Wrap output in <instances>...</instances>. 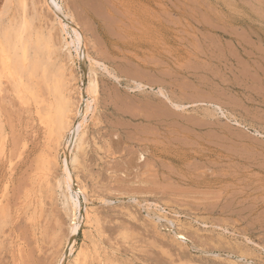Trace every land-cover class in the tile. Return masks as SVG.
<instances>
[{
	"label": "rangeland",
	"instance_id": "1",
	"mask_svg": "<svg viewBox=\"0 0 264 264\" xmlns=\"http://www.w3.org/2000/svg\"><path fill=\"white\" fill-rule=\"evenodd\" d=\"M149 1L137 5L142 19L128 11L130 28L115 20L105 30L84 0H55L61 11L23 1L54 39L77 109L58 147L33 104L1 89L0 264H71L84 249L86 264H264V0ZM6 5L0 0V15ZM115 39L133 49L109 45ZM133 81L145 88L131 92ZM160 90L182 108L163 105ZM70 199L80 205L73 218Z\"/></svg>",
	"mask_w": 264,
	"mask_h": 264
},
{
	"label": "bare ground",
	"instance_id": "2",
	"mask_svg": "<svg viewBox=\"0 0 264 264\" xmlns=\"http://www.w3.org/2000/svg\"><path fill=\"white\" fill-rule=\"evenodd\" d=\"M15 1L17 3V9H16V11H13L12 8L14 7ZM23 1L24 0H6V2H7L6 8L0 15V92H3L5 89H7V88H5L3 91L1 90L2 87H4L3 85L6 84L10 88V90L8 88L7 92L8 91H12V94L16 97V99L18 100V102L20 103L21 106L28 107L29 105L33 104L34 113L37 116L36 120H38L39 124L43 127L41 129H44L43 132L45 131L44 135L46 136V139H49V141H51V143L53 142V144H56L55 146L59 147L60 144H62L63 141H65V139L67 137V134L71 133V130H72V127H73V123H74V119H75V116H76V109L77 108L73 107L72 96L70 95V92H69V87H68V83L66 81V77H65V73L63 71V68L60 66V64H58V62H57L58 60L55 59V46L56 45L54 46V43H55V42L53 43L54 39L52 41V37H51V34L49 33V31L45 32L46 29L43 30V28L41 27L42 23H41V25H37V24L34 23V19L31 18L28 15L29 12L28 13L26 12V6H25ZM84 1H85V5L84 6H86L88 11H89L86 14H88V15L90 14V15H92V17L97 18L98 21L100 22L99 24H101L100 27L105 30V29H107L108 26H112L113 23H115V20H117L116 23L117 22L119 23L118 25H124V26L127 25L128 27H126V28H130L129 27L130 26L129 23L131 24V18H130L131 16H129L128 11H131L133 9V12H134L133 15L136 18H138V20L142 19V16H141L140 13L142 11H144V10L139 11L137 5L138 4L140 5V3H139L140 1H145V0H95L96 1L95 5H92V4L88 3V0H84ZM97 2H99V3H97ZM147 3H148V1H147ZM42 4L46 5L48 7V9L49 8L53 9L52 5H55V9H58V10L61 11L60 5L57 4L55 2V0H42ZM150 5H151V3H150ZM86 7L84 8V10L86 9ZM140 7H143V4H142V6L140 5ZM146 8H147V6H146ZM150 10H151V8H150ZM102 11H104V13ZM144 13H147V11L144 12ZM146 16H148V15H146ZM70 20L73 21L72 17H70ZM101 20H102V22H101ZM133 20H135V19H133ZM141 21L143 22V20H141ZM152 22L154 23L155 21H152ZM59 24H60V22H59ZM157 24H159V22ZM162 24H165V23H162ZM60 25H62V28H63L62 30H64V28L67 27L63 23H61ZM74 25H73V27L72 26L71 27H72V30H73L74 35L76 37V41L78 42V44L81 45V49L83 48V50L86 51L85 50L86 49V43L84 41L83 34L79 31V29L76 27V25L75 26ZM106 25H108V26L106 27ZM133 26H136V25H133ZM143 26H146V25L144 24ZM121 28H123V27H121ZM138 29H140V28H138ZM142 29L143 28H141V30ZM152 30H153V28H152ZM122 32L125 33L127 36H130V33H129L130 30H126L124 28V30L122 29L121 33ZM148 33H150V31H148ZM113 34H114V32L112 33V35ZM133 34H135V33H133ZM150 34H152V33H150ZM163 36H164V34H163ZM141 37L144 38V36H141ZM165 37H166V35L164 36V39H165ZM115 38H116V36H115ZM143 38H142V40H143ZM110 39L113 40L112 38H110ZM120 39H121V37H120ZM169 39H170V37H169ZM64 40H65V38H64ZM111 40H109V41H111ZM115 40L116 41L114 43L112 42L109 45L118 46L119 48H121V50H123V49H133L132 47H130L129 44H123L122 42L120 43V41H118L117 39H115ZM131 42H132V40H131ZM157 42H158V40H157ZM126 43H127V41H126ZM134 43L136 44V42H134ZM137 43H140V41L137 42ZM146 43L148 44V42H146ZM150 43H149V45H151ZM152 43H153V41H152ZM133 47H135V46H133ZM141 47H144V46H141ZM59 50H60V48H59ZM118 53H120V51ZM118 53H116V55H118ZM85 54H86V52H85ZM140 55H141V53H140ZM86 57H87V55H86ZM59 61H60V59H59ZM91 61H92V59H91ZM101 64L98 61L96 62L97 66H99V65L102 66L100 68H102V71H104L106 73V75H108L110 78H112L113 81L118 82L119 84H121L120 79H122V78L120 76L115 75L113 73L114 69H112L113 71L111 72L109 69H107V67H105V65H103V63H101ZM64 70H66V69H64ZM92 75H93V71H92ZM152 80H154V79H152ZM133 83H134L135 86L133 85L134 86L133 88L130 87L131 89L128 88L131 92H139L141 89L145 88L142 85V83H139V81L138 82L137 81H133ZM87 85H88L87 86L88 93L93 95V98H95L94 100L96 101V97L98 95V84H97V81L95 80V78L89 79ZM158 85H159V83H158ZM146 86H149L148 83H147ZM162 90H160V92L159 91L158 92H159V96L161 98H163L162 100L160 98V100L162 101L161 103L163 105H166L163 102V100H164L165 102L171 104V106H173L176 109H181L182 108V106L177 105V103L175 104L174 103L175 101H173V100H172L173 101V103H172L170 98H168V96H166V94L164 92H162ZM208 105H210V104H208ZM160 107H161V105H160ZM160 107H159V110H160V113H161L162 112L161 110H163V109H162V107L161 108ZM213 107L215 108L216 106H213ZM157 108H158V106L156 107V109ZM217 110H218V112L220 114H222L220 112L221 110H219V109H217ZM156 111L158 113V109ZM213 112H215V111H213ZM162 113L163 114L165 113L164 110H163ZM161 116H163V115H161ZM172 117H174V116H172ZM161 119H163V118H161ZM237 124H239V123L237 122ZM4 136H5V131H4V125L2 123V117H1V112H0V148L3 146ZM74 137H75V139H74ZM72 141H74V147H75L76 151L77 150H82V147H83V145H82V136H79V130H77L75 134L73 133ZM72 145L73 144H71V146ZM56 157H57V152L55 153L54 158L56 159ZM71 157H73V158L71 159ZM71 157H70V160H69L70 166L72 164H74L75 162H77L75 154H74V156L72 155ZM43 159H41V160H43ZM40 163H43V166L41 164L40 165L42 167L41 170H44L45 169L44 167H47L46 166L47 164H45V161H43V162L40 161ZM77 165H79V164H77ZM41 175H37L38 176L37 181L39 180V177L40 178L44 177L43 175L41 177ZM47 177H48V175H47ZM39 187H41V186H39ZM34 194L36 195V193H34ZM69 201H70L69 202L70 203L69 204L70 207H68V208H70L71 218H73L74 208L76 206L80 207V205H79V201H77V200L70 199ZM28 203H29V201H28ZM28 203H26V204H28ZM35 205L37 206V204H35ZM35 217H36V215H35ZM35 217L32 216L31 218H35ZM89 217L90 216H88V213L85 211V214L83 216V220L89 221L90 220ZM31 218H30V221H31ZM35 219H37V217ZM3 223H5V217H4L3 213L2 214L0 213V224H3ZM35 224H36V222H35ZM72 227H73V225H72ZM76 233H77V228L76 227L71 228L70 229V239L73 240V237H75ZM70 245H73V241L70 243ZM86 249H89V248L86 247ZM93 249H95V248H93ZM91 254H93V253H91ZM87 255L88 254H86L85 249H84V251L80 250L77 254H75L71 264H86V259H87V257L90 256V254H89V256H87ZM95 256H97V255H95ZM100 257H101V255H100ZM107 258H108V256H107ZM89 261L90 260H88L87 263H89ZM110 261H112V260H110ZM101 262L104 263L103 261H101ZM114 263L115 262H112L111 264H114Z\"/></svg>",
	"mask_w": 264,
	"mask_h": 264
},
{
	"label": "water",
	"instance_id": "3",
	"mask_svg": "<svg viewBox=\"0 0 264 264\" xmlns=\"http://www.w3.org/2000/svg\"><path fill=\"white\" fill-rule=\"evenodd\" d=\"M72 242V240H70V242L69 243H71Z\"/></svg>",
	"mask_w": 264,
	"mask_h": 264
}]
</instances>
